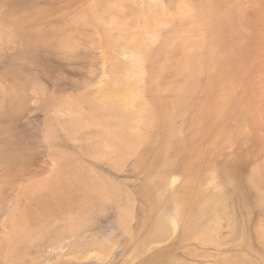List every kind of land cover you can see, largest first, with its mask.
<instances>
[{
    "label": "rangeland",
    "instance_id": "rangeland-1",
    "mask_svg": "<svg viewBox=\"0 0 264 264\" xmlns=\"http://www.w3.org/2000/svg\"><path fill=\"white\" fill-rule=\"evenodd\" d=\"M212 1L235 18L228 50L241 75L222 93L225 112L199 130L189 153L161 166L160 151L139 162L80 122L106 117L100 97L112 71L124 75L147 50L121 39L145 24L136 11L171 2L0 0V264H264V0ZM94 4L106 14L97 8V18L108 10L111 17L95 20ZM120 22L131 31L121 34ZM167 36L161 28L146 52L142 86ZM130 119L119 112L114 122L126 130L136 126ZM191 186L223 200L216 245L182 238L187 219L176 222L175 199Z\"/></svg>",
    "mask_w": 264,
    "mask_h": 264
},
{
    "label": "bare ground",
    "instance_id": "bare-ground-1",
    "mask_svg": "<svg viewBox=\"0 0 264 264\" xmlns=\"http://www.w3.org/2000/svg\"><path fill=\"white\" fill-rule=\"evenodd\" d=\"M169 1L171 2L169 7L155 4L144 11H136L145 24L139 29H134L131 36L129 33L124 38L121 36V39L129 45L144 41V47L147 50L130 62L126 74L118 75L119 70L116 68L112 71L113 74L115 73L114 81L107 87L103 86L106 89H103V95L100 97L107 109L106 117L100 120L92 116L90 119L82 118L83 120L80 122L87 124L88 127L89 125L99 127L101 130L98 132L102 131L100 133H102V137L104 136L103 139L108 140L107 143L115 141V143L112 142L113 146L111 147L115 148L114 144H117L120 150L123 149V154H125L124 151H127L126 154L130 152L132 155L138 156L139 162L144 160L148 152L160 151L161 166L169 161L171 155L183 158L189 153L190 150L187 147L197 142L200 137L199 130L209 127L221 114L222 106L226 102L222 93L231 88V83L236 78L235 74H239L233 69L231 70L233 62L231 64L228 50L231 22L235 18H230L228 11L223 9L225 6L221 9V6L212 0H196L194 3L190 0ZM93 6V10H97L98 7L95 8V4ZM104 9L102 6V10ZM122 9L124 8L120 7L115 10L121 13ZM99 11L98 13H102L101 9ZM108 11L110 13H106L109 16L104 17L106 14L102 13L103 19L101 16L99 18L104 20V18L111 17V11ZM98 13H95V20H99ZM118 27L121 34L124 33L123 30L125 33L131 31V29L126 30L128 28L122 22L118 24ZM161 28L167 29L169 38L166 37V41L162 44L165 47L162 48L163 51L154 54V69L149 73L146 86H142L141 79L144 74L142 65L146 59L145 54L150 51L153 44L157 43ZM201 32L203 35L200 34ZM132 35L135 36L134 39ZM162 40L164 41V39ZM248 48L249 45L243 49L245 56L248 55ZM110 57L109 59H111ZM185 59H193V67L185 68L183 62ZM149 61L152 59L150 58ZM240 64L244 67L245 62ZM118 66L120 67V65ZM184 74H187L194 84L193 90L184 88L182 81L185 77ZM226 106L224 105L225 108ZM254 110L255 108L249 112L254 114ZM119 112L126 113L137 127L134 125L135 127L126 130L119 129L114 122ZM224 112L225 110L222 113ZM77 122L79 123V121L75 123ZM82 126L80 125L81 128L78 127V130L82 129ZM174 140H178L177 143ZM102 142L106 143L104 140ZM104 146V144L100 145L101 150H104L102 149ZM187 167L189 170H198L195 163H190ZM207 196L205 197L203 193L192 186L183 188L175 199L176 222L179 224L182 223V218L187 219L182 223L183 239L191 237L204 244L210 242V245H216L213 244L216 241V226L227 217V213L222 205V199H218L217 195L215 197L212 195V199ZM190 214H195L197 219H190ZM159 219L161 224L156 221L155 226L158 227L155 231L159 230L160 226L162 227V218ZM200 221H203V224H200ZM176 222L174 223L176 224ZM208 222L213 223L211 228L206 226L210 225ZM175 224L174 226H176ZM229 225H232L231 221ZM243 257L246 256L243 255ZM223 263L242 264L237 260Z\"/></svg>",
    "mask_w": 264,
    "mask_h": 264
}]
</instances>
